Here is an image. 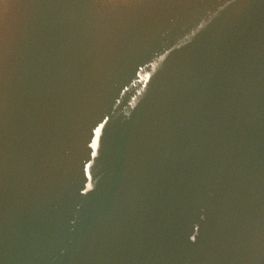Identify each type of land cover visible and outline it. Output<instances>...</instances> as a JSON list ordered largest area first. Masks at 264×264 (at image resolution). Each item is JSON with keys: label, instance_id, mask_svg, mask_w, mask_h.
I'll return each instance as SVG.
<instances>
[{"label": "water", "instance_id": "water-1", "mask_svg": "<svg viewBox=\"0 0 264 264\" xmlns=\"http://www.w3.org/2000/svg\"><path fill=\"white\" fill-rule=\"evenodd\" d=\"M0 95H125L264 117V0H0Z\"/></svg>", "mask_w": 264, "mask_h": 264}]
</instances>
